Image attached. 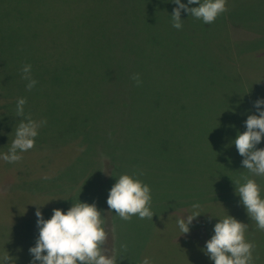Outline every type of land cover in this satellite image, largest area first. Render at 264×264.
<instances>
[{
	"label": "rangeland",
	"instance_id": "obj_1",
	"mask_svg": "<svg viewBox=\"0 0 264 264\" xmlns=\"http://www.w3.org/2000/svg\"><path fill=\"white\" fill-rule=\"evenodd\" d=\"M38 1L42 20L39 8L4 7L0 21V156L21 120L47 121L19 162L0 159V261L7 252L15 264H30L29 248L39 236L37 207L49 219L54 208L66 212L79 200L101 210L117 264H141L145 257L152 264L214 263L204 251L196 254V242L208 240L203 225L193 220L182 234L176 223L206 198L200 200L196 188L180 191L243 182L247 169L233 141L246 130L247 116L258 115L254 102L264 99V0H227L228 11L211 24L181 10L179 30L172 21H144L149 0ZM159 1L171 16L177 5ZM22 55L71 64L65 70L71 88L52 85L59 89L53 91L44 84L46 72L32 69L38 83L26 90L21 70L7 65ZM80 61H96L95 70ZM135 73L139 87L131 79ZM20 97L27 100L25 117L16 114ZM256 147L264 148V137ZM133 173L151 188L152 220L125 221L108 208L116 179ZM226 195L234 198L213 193L208 199L240 200L236 191ZM199 211L210 213V223L221 216ZM240 214L236 219L251 231L253 220Z\"/></svg>",
	"mask_w": 264,
	"mask_h": 264
},
{
	"label": "clouds",
	"instance_id": "obj_2",
	"mask_svg": "<svg viewBox=\"0 0 264 264\" xmlns=\"http://www.w3.org/2000/svg\"><path fill=\"white\" fill-rule=\"evenodd\" d=\"M172 2L177 5L171 14L172 26L177 30L183 27L181 10L205 24L214 23L218 16L228 11L227 0H188L187 4L181 3V0ZM192 4L198 6L188 7ZM21 72L22 79L28 81L26 90L31 91L38 83L32 77V66L23 65ZM131 79L137 87L142 84L139 73L133 74ZM26 103V98H18L17 117H25ZM253 106L258 115L247 116L246 130L238 132L233 143L239 155L243 157V168L252 176L264 177V148L256 147L264 137V99H257ZM46 123V120L35 121L30 115L21 120L8 152L0 156V159L8 163L19 162L22 159L19 153L34 148L38 129ZM139 175H143V172ZM43 178L49 179L48 176ZM242 180L243 183L237 181L236 194L250 219L255 221L260 231H264V198L261 196V188L256 180L249 176H243ZM106 203L109 210H115L125 221H130L133 216L152 220L155 214L151 210V188L140 180L136 173L121 174L109 190ZM200 207L199 203L193 204L192 214L177 219L176 223L182 234L189 233V225L201 214ZM35 215L39 236L35 246L29 248L32 256L30 264H36L37 261L39 264H117V256L110 254L107 248L109 234L104 216L95 203L78 200L66 212L54 208L49 219H44L37 207ZM247 230V224L226 214L215 223L214 234L205 242L203 251L214 264H254L253 252L256 245L246 239ZM120 247L124 252L128 249L127 244H121ZM0 264H15V261L6 252ZM141 264H152V261L145 257Z\"/></svg>",
	"mask_w": 264,
	"mask_h": 264
},
{
	"label": "trees",
	"instance_id": "obj_3",
	"mask_svg": "<svg viewBox=\"0 0 264 264\" xmlns=\"http://www.w3.org/2000/svg\"><path fill=\"white\" fill-rule=\"evenodd\" d=\"M149 2L152 5H148L150 12H148V14L144 17V21H172L171 16L168 15L167 9H164L165 7H163L161 5V2L159 0H156L157 4H154L155 0H149ZM22 3H23V5H22ZM40 3H41V1H38V0H0V21H4V19H6V16H3V12H5V8H9V9L24 8L26 10L30 9L33 12V10L35 8L41 7ZM66 3L68 4V0H66ZM45 8H47V7H45ZM59 9H62L63 12H65V13L66 12L70 13V11H71V10H64V8H59ZM151 12L154 14H151ZM37 13H38V14H36L37 17H41V20H42V17H44V16L40 15V14L44 13L42 11V9L39 8ZM150 14H151V16H150ZM18 16L22 20L25 18V16L23 14H20ZM152 19H154V20H152ZM191 21H193V20H191ZM185 40H186V43L188 44V46H193L194 41L191 39V37L188 35V33L185 34ZM51 59H53V58L33 57V56H25V55H22L21 57L16 58L14 56V57L9 58V63L7 65L13 64V66L18 67L17 69L20 71L22 69L23 65L30 64L32 66L33 70H35V69L40 70L41 69V70L45 71L46 74L43 77L44 84H46L47 88L48 87L52 88L53 91L58 92L59 89L53 88L54 86H52V85H58L60 87V89H64L66 87L68 89L71 88V85H70V83L66 77V74H65L66 67H70L71 64L69 65V64L65 63L62 65H59L58 63L55 62V60H53V64H52ZM55 59L59 60L60 58L55 57ZM76 59L77 58L73 59V61ZM44 62H47V64L44 65ZM15 63H16V65H15ZM80 63L85 69L95 70V68H96V61H94L93 64L84 63V61H80ZM58 71H60V73ZM70 79H72V78H70ZM83 82H85V81L83 80ZM244 172H245V176H247V173H249L248 170H245ZM263 180L264 179L262 178L261 181L257 182L261 188L262 198H264V181ZM241 183H243V182H241ZM226 186L227 187L230 186L229 188H226V190H231L234 192L235 188L237 187V183L234 182V183L223 184L222 182L221 183L208 182V183H204L201 185H196V184L187 185L186 191L183 193V190H181L180 195H185V193L190 194V192H192V188H196L197 192L195 194L201 196L200 200H203L206 198V200H203L202 202H198L201 206L200 207L201 211L202 212H206L207 210L214 211V215H215V213H218L221 215L219 219H222L226 214L231 215L234 218H236L238 216V214H239V216H241V214H240L241 212H244V214H245L246 213L245 207L242 205V203H240V200H228V199H226L228 197L234 198L232 195H228V196L226 195V190H223V187H226ZM189 190H190V192H189ZM213 193L222 194L226 198L223 197V198L217 199L215 201L214 200L209 201L208 198L210 195H211L210 198L214 197ZM216 203L222 204L223 209L217 208L218 204H216ZM192 205H191V209H193ZM216 211H218V212H216ZM209 214L206 216H203V217L198 216L194 219L195 222H198L197 223L198 225H203L204 233H205L204 235H205V238H207V239H210L212 234H214L213 228L215 225V223L208 222ZM214 215H213V217H214ZM198 218L199 219L201 218L202 221L199 222ZM245 236H246V239L248 241L254 242L256 245L255 250L253 252L254 264H264V231H260L257 228L255 221H253L252 222V230L246 232ZM196 243L198 244V245H196V249H197L196 254H197V256H199L201 254V251H203V249L205 248V245L201 244L199 241ZM212 264H214V263H212Z\"/></svg>",
	"mask_w": 264,
	"mask_h": 264
}]
</instances>
